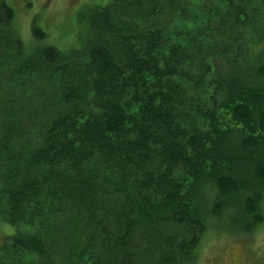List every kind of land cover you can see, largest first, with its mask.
<instances>
[{"label": "trees", "instance_id": "obj_1", "mask_svg": "<svg viewBox=\"0 0 264 264\" xmlns=\"http://www.w3.org/2000/svg\"><path fill=\"white\" fill-rule=\"evenodd\" d=\"M193 1L111 0L62 50L0 0V264H195L264 223V0Z\"/></svg>", "mask_w": 264, "mask_h": 264}, {"label": "rangeland", "instance_id": "obj_2", "mask_svg": "<svg viewBox=\"0 0 264 264\" xmlns=\"http://www.w3.org/2000/svg\"><path fill=\"white\" fill-rule=\"evenodd\" d=\"M111 0H5L15 14L16 26L24 46L32 49L35 44L33 23L47 35L46 44L58 48L76 49L86 38L87 18L81 13L95 10ZM200 0L193 1L198 5ZM88 16V17H87ZM86 30V31H85ZM207 86L201 94L210 97ZM26 231V229H22ZM14 231L10 226H0V242L5 234ZM195 264H264V223L249 235H231L219 227L209 230L200 245Z\"/></svg>", "mask_w": 264, "mask_h": 264}]
</instances>
